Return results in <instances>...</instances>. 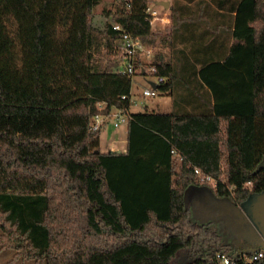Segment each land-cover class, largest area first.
Returning a JSON list of instances; mask_svg holds the SVG:
<instances>
[{
  "label": "trees",
  "instance_id": "trees-1",
  "mask_svg": "<svg viewBox=\"0 0 264 264\" xmlns=\"http://www.w3.org/2000/svg\"><path fill=\"white\" fill-rule=\"evenodd\" d=\"M101 1L0 0V243L46 264H219L264 248L186 201L206 189L243 223L241 202L264 190V0H173L166 35L151 0H121L95 26ZM115 22L168 46L149 62L173 110L131 111ZM113 106L131 114L127 151L95 152L92 118Z\"/></svg>",
  "mask_w": 264,
  "mask_h": 264
},
{
  "label": "rangeland",
  "instance_id": "rangeland-1",
  "mask_svg": "<svg viewBox=\"0 0 264 264\" xmlns=\"http://www.w3.org/2000/svg\"><path fill=\"white\" fill-rule=\"evenodd\" d=\"M160 1L163 0H151L149 2L158 8L161 13V19H156L152 23V27L155 31H159L166 35L169 31L168 27L171 23L170 6L173 0H167L169 1V7H164ZM120 3L121 0H102L101 3L94 8L93 24L104 28L107 21L114 22V15L118 10ZM152 49L153 56L156 50L161 49L163 51H167L168 46L164 45V41L159 39L156 45L152 46ZM152 56L150 58H146V61H150ZM135 74L136 75L133 77L132 94L134 97H137L138 104L132 106V110H143L144 108H142V105L144 102H146L151 109L159 111L173 110L172 96L170 93L160 92L155 96L147 97L142 95L143 88L147 86L150 81H155L157 79L156 75L151 74L144 77L142 75L143 73L140 71ZM109 125L106 130L103 128L101 131L100 136L102 143L99 146L101 151L107 148L113 138L117 135L114 125L112 123H109ZM179 162L177 161V166H180ZM201 190L202 189L200 188L191 187L186 191V201L190 205L194 217L203 221L214 220L215 224H217V222H221L231 236H242L245 226L240 219L236 220V217L239 216L237 211H235L234 214L235 218L231 215V202L229 200H219L212 197L208 190ZM0 264H46V261L42 259L23 258L17 253L15 248L7 247L0 243Z\"/></svg>",
  "mask_w": 264,
  "mask_h": 264
},
{
  "label": "built area",
  "instance_id": "built-area-1",
  "mask_svg": "<svg viewBox=\"0 0 264 264\" xmlns=\"http://www.w3.org/2000/svg\"><path fill=\"white\" fill-rule=\"evenodd\" d=\"M147 18L152 24L156 19H161V13L158 8H156L151 3L146 7ZM113 27L119 30H122L123 36L119 39L118 50L122 56V65L120 67L121 70L126 71L130 74H135L138 71L143 73L144 77L148 75L154 74L156 75V69L151 64V62L146 61V58H150L153 53L152 47L146 46L142 43L139 37H135L131 34L130 31L123 28L120 23L115 22ZM144 59V63H138V59ZM136 75V74H135ZM157 79L153 82L159 83L164 82L166 77L161 75H156ZM160 93L158 87H154L151 84V81L147 86L143 88L142 95L144 97L147 96H155ZM132 103H136L137 99L132 94ZM105 101H99L98 106L100 109L105 107ZM131 119L130 111L121 107H114L107 113H96L91 121V128L94 130H103V128L108 123H112L116 128H122L124 131H128V124ZM172 152L176 155V157L181 161L182 156L177 149H172ZM197 173H201L199 168H196ZM206 179L215 181V179L209 175L205 176ZM205 177L202 176V179ZM264 257V248H261L257 251H254L251 254H243L240 255L239 258H232L229 254L224 251H218L216 254V259L219 264H251L256 259Z\"/></svg>",
  "mask_w": 264,
  "mask_h": 264
},
{
  "label": "water",
  "instance_id": "water-1",
  "mask_svg": "<svg viewBox=\"0 0 264 264\" xmlns=\"http://www.w3.org/2000/svg\"><path fill=\"white\" fill-rule=\"evenodd\" d=\"M164 7H169V1H160ZM154 87H157V83L151 81ZM95 152H99V148H95ZM112 152H122L120 149H111ZM261 166H264V158L261 162ZM240 210L245 215L243 219L244 232L242 238L246 239L248 233H252L256 238L252 241V246L261 248L264 247V190L258 192H251L240 204ZM235 214V209L231 207V215ZM235 217V215H234ZM237 218V217H236Z\"/></svg>",
  "mask_w": 264,
  "mask_h": 264
},
{
  "label": "crops",
  "instance_id": "crops-1",
  "mask_svg": "<svg viewBox=\"0 0 264 264\" xmlns=\"http://www.w3.org/2000/svg\"><path fill=\"white\" fill-rule=\"evenodd\" d=\"M172 96V95H171ZM136 99H137V97H136ZM138 100V99H137ZM136 104H138V102H136V103H134L132 106H134V105H136ZM172 104H173V97H172ZM149 107L148 105H147V103L146 102H144L143 103V105H142V108H144V107ZM151 109V108H150ZM131 111H134V110H132V108H131ZM109 125V123L108 124H106V126L104 127V130H106L107 129V126ZM110 126V125H109ZM115 129H116V133H117V135H116V137L115 138H113V140L111 141V143L109 144V146L107 147V148H105V149H120L121 151H127V148H128V131H124L122 128H116L115 127ZM101 135V134H100ZM100 142L102 143V141H101V136H100ZM101 143H100V145H101ZM177 161L179 162L180 160L177 158V159H175V169L177 170H179L180 169V167H181V161L179 162V165L180 166H177L178 164H177ZM201 191H206V189H202Z\"/></svg>",
  "mask_w": 264,
  "mask_h": 264
},
{
  "label": "flooded vegetation",
  "instance_id": "flooded-vegetation-1",
  "mask_svg": "<svg viewBox=\"0 0 264 264\" xmlns=\"http://www.w3.org/2000/svg\"><path fill=\"white\" fill-rule=\"evenodd\" d=\"M238 239H239V236H238ZM241 239H242V238H241ZM239 240H240V239H239ZM244 240H246V242H248L249 244H251V242H252V241H255L256 238L253 236L252 233H248L247 238L244 239ZM251 245H252V244H251Z\"/></svg>",
  "mask_w": 264,
  "mask_h": 264
}]
</instances>
